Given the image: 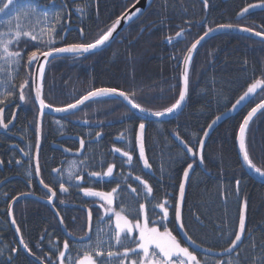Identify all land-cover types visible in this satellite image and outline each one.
I'll list each match as a JSON object with an SVG mask.
<instances>
[{"label": "trees", "instance_id": "obj_1", "mask_svg": "<svg viewBox=\"0 0 264 264\" xmlns=\"http://www.w3.org/2000/svg\"><path fill=\"white\" fill-rule=\"evenodd\" d=\"M135 2L137 0H37L39 8L53 10L59 14V27L54 33V43L51 45L54 47L93 42ZM259 2L260 0H208V6L205 8L201 0H155L141 19L126 28L124 33L103 51L89 56L74 55L54 59L44 74L43 98L53 108L63 107L73 103L88 91L97 88H116L119 91L135 93V101L149 110L159 111L170 107L179 98L184 56L191 44L209 27L215 29L220 24L264 31V12L253 13L243 20H237L241 9L248 4ZM66 10L70 18L67 17ZM68 20L83 29V34L73 30L65 37L63 34ZM188 28L192 31H188ZM181 29L185 30L184 40L182 37H175L176 32ZM169 37L173 38L171 43ZM43 39L47 40L48 37ZM37 45V41L22 38L19 48L31 52L37 50ZM38 46L40 51L48 50L45 44ZM26 61L27 55L24 56L23 63ZM22 66L20 68L22 72H17L13 76L14 80L9 85L12 86L9 88L10 91L18 88L24 80ZM257 79L264 80V43L244 36L220 34L211 37L194 55L189 68L188 103L171 118L151 122L142 120L120 100L113 98L88 103L79 111L76 118L87 121L89 126L100 123V126L106 129L99 141L90 142L85 154L76 159L79 169H83L85 176L81 185L98 191H110L116 186L115 181L104 183L89 180L87 173L102 172L109 163H115L117 167L114 175L117 180L129 172L132 173V177L140 175L153 186L155 197L153 204L165 198L170 204H174L178 198V185L183 178V171L187 164L194 163L195 169L188 185L183 211L190 235L203 247L221 251L222 247L227 245L218 239V229L223 228L225 232H234L237 229L238 213L246 199L247 232L240 251L243 253L242 264H253V257L262 254L259 245L264 244V182L257 181L244 169L238 152L237 137L244 117L252 107L264 99V92L256 95L241 112L214 129V133L205 142L202 164H199L197 157L195 162L191 160L185 150L178 145L175 137L178 134L180 140L198 152V141L203 138L208 125L217 116L230 110L247 87ZM0 98H3V95H0ZM50 118L53 121L47 122L44 127L45 135L54 132L56 138L62 134L86 138L84 130L87 128L62 123L57 129H51L50 126L54 127L56 120L64 119ZM121 118L123 122H119ZM109 122L112 124L107 126ZM141 122L146 125L144 145L146 156L152 165L150 171L143 170L136 144L138 125ZM94 131L97 133L101 129L96 128ZM247 131L246 145L250 158L257 167L264 169V115L259 113ZM13 143L6 139L1 141L2 147ZM63 144L73 148L75 143L70 141ZM114 148L131 152L133 156L131 168L123 164L120 155L112 151ZM34 151L35 143L31 150L25 151L29 153L28 159L24 160V165L21 166L16 160H22L24 157L16 150L9 151L14 156L12 159L14 165L9 171L13 175V180L0 190V239H2L0 252L3 253L0 255V264H5L9 255L15 256L12 264H34L18 246L17 237L6 214L7 205L11 200H6L5 196L7 194L8 198L18 197L21 193H27L28 184L38 191L34 179L30 180L31 183H25L28 171L35 175ZM1 153L2 148L0 158ZM85 160L88 164L86 168L81 164V161ZM47 176L43 177L44 181L58 191V183L54 184L53 180H50L51 177ZM132 177H129L127 183L139 189L138 182ZM5 179V173L0 172V182ZM237 180L240 181L238 192ZM66 186L73 187L71 183ZM121 186L126 187V184L122 183ZM76 188L72 189L71 193H76ZM69 199L87 207L90 203L75 194ZM122 200L133 208H138L139 203L145 202L143 199L132 200L127 195L123 196ZM57 210L62 215L69 233L75 237L84 235L87 223L83 212L59 206ZM13 212L23 238L34 252L43 256L49 253L53 246L62 249L63 241L67 238L47 205L34 199L22 200L16 204ZM100 213L102 215L101 211ZM196 216H199L202 224L196 221ZM169 220L174 221L171 209ZM95 222L97 226L100 224L98 220ZM168 227L180 239L176 224L170 222ZM180 240L186 246L182 239ZM253 241L257 245L254 251L251 248ZM37 243L41 244L40 249L36 247ZM69 244L73 247L66 255L75 258L78 245L71 242ZM12 247L20 249L18 255L10 252ZM197 255L202 260L206 259L207 264H214V260L219 259ZM244 256H247V259H244ZM55 259L53 255V260ZM220 259L226 260L228 257Z\"/></svg>", "mask_w": 264, "mask_h": 264}, {"label": "snow or ice", "instance_id": "obj_2", "mask_svg": "<svg viewBox=\"0 0 264 264\" xmlns=\"http://www.w3.org/2000/svg\"><path fill=\"white\" fill-rule=\"evenodd\" d=\"M2 6H0V14L9 17L8 20L0 19V85L5 87V92L0 94L3 98H0V128L7 130L9 124L12 123L11 120L5 122L4 111L7 104L13 103L12 97L14 92L8 90V85L13 79L11 75V67L15 66L18 71L22 66L24 61V56L27 55V61L23 66L27 67L29 70L34 65H39L37 68L38 78L40 84L34 88L35 100L39 104V116L42 118L44 115V110L51 109L57 113H70L74 114L81 105H84L90 100H102L104 98H110L114 96L122 97L124 101L130 106V110H136L142 114L140 119H145L149 116L155 117L158 120L169 115H174L178 110L182 108L183 102L185 101L186 94L189 85V73L188 69L192 60V55L197 49L198 45L205 40L211 33L218 30H237L241 32H247L254 34L257 37H261L264 41V31H254L250 27L234 26L232 24H220L213 29L209 27L207 31L200 35L198 39L187 49V55L184 56V71L182 73L183 88L179 92V98L176 99L170 107H166L163 110L152 111L143 107L140 103L135 101V93H127L124 91H118L116 88H97L88 91L85 95L80 96L75 99L73 103H68L63 107H55L51 104L45 102L42 96L43 87V76L45 70V63L48 62L50 57H54L56 54L61 53H87L92 50L98 49L105 45L106 42L110 40L113 32L116 30L117 26L121 23L120 19H117L107 31L102 32L98 37L90 43H79L70 44L65 47H54L51 46L54 43V33L56 31L54 25H48V39H43L44 30L42 29L40 34L36 33L35 25L32 23L33 20L36 22L46 21L48 18V10L41 9L38 7L37 0H0ZM139 2V0H137ZM204 7L207 8L208 0H203ZM264 8V0H260L258 4H248L246 7L241 9L238 13L239 16H244L248 14L251 9L254 8ZM141 9L136 8V11L131 14V16L126 17V19H131L132 16L139 13ZM13 13L15 16L13 17ZM54 19H59L55 17ZM15 20V23H13ZM81 34H83V29H81ZM185 34V30L181 29L176 32L175 37L181 38ZM22 38H30L32 41H37L38 45L45 44L48 46V50L40 51L37 45V50L26 52L25 49L19 48V44ZM169 42H172V37H169ZM43 57V62L41 61ZM5 74L7 76L5 77ZM32 84H35V79L32 80ZM14 87V85H13ZM31 84L29 80H25L19 85V100L21 102L25 101V89L30 88ZM257 89L264 92V80L257 79L251 83L247 90L236 100L232 105L231 111H235L238 107L246 102H250L255 94H257ZM260 111L264 115V99L260 103L252 107L251 110L244 117L243 122L239 126V150L242 153V158L246 166L253 171L255 174L264 177V169L257 167L250 158L249 152L246 145V129L255 116V114ZM225 116L227 113L224 114ZM15 114H13V119ZM221 116H217L211 124L208 125V129L212 127L221 120ZM87 123V121H85ZM42 124L38 119L36 124L37 132V143L36 149L37 153L39 150V136L41 132ZM145 123L141 122L138 125V132L136 134V144L138 146L139 160L142 162L143 170L150 171L152 168L149 162L144 145V130ZM209 132H204V137L208 136ZM96 137H101V133L97 132ZM122 138V137H121ZM177 139H180L177 134ZM181 143L184 145L188 154L191 155L193 161L199 155V162L202 164L203 148L205 144L204 139H200L199 151H194L192 147H189L185 141L181 139ZM80 151L82 153L85 147V140L80 138ZM23 152L24 150L21 149ZM117 153L122 158L123 164H127L130 168L132 167L133 156L130 151H122L121 148H114L112 150ZM29 155V153H24ZM3 162L0 161V164ZM17 164L20 163L19 160L16 161ZM81 164L86 168L88 166L87 160L81 161ZM73 170L67 173L66 181L65 176L61 169H53V183H58L60 193H67L68 187H66V182L75 181L72 184L73 187L79 188L80 192L83 193L84 197L95 198L99 201L98 211L102 212L100 216V223L104 224L106 222L107 227L96 228L95 238L93 239V224H92V211H88V223L87 231L85 234L79 238L75 237L72 233L66 232V235L73 240L76 248V257L72 258L69 254L72 250V245L69 244V240L65 239L63 241L62 249L58 246H53L49 253H45L43 256L38 255L37 252L32 250L29 243L25 241L23 235L21 234V228L17 224L16 219L13 216V204L16 203L20 197H7L6 200L10 199L11 202L7 205L6 214L11 217L10 224L14 226L15 233L20 235L19 245L22 246L24 252L32 256L34 259V264H207V260H202L198 257L197 252L199 251L204 257H228V259H215L214 264H242L241 256L243 253L240 251L241 244L243 242V237L246 231V210H247V200L245 199L240 207L238 213V227L234 232H225L223 228L218 229L219 236L218 239L223 241L227 246L222 247L219 252H214L211 247H203L199 244L196 239L190 235L189 230L186 227V222L182 215V207L185 199L186 183L189 181L190 172L194 168V163L187 164V167L183 171V178L178 185V198L175 200L174 204H170L168 199L165 198L163 201L152 203L155 200L153 186L149 183L147 179L142 178L140 175H135L132 177V173L129 172L128 175H121L119 180L114 175L117 165L115 163H109L104 171H90L87 173L89 180H95L97 182L112 183L116 182V186L112 187L110 191H98L92 187H83L81 182L84 181L85 176L83 174V169H78V166L73 163ZM41 173L38 154L37 162L35 165V174L39 176ZM30 177L31 172H27ZM129 177L135 182H138V187H134L131 183H127ZM40 184L44 189L47 190V203L55 207V200L57 197V192L48 183H45L41 179ZM30 183V181H29ZM122 183L126 184V187H122ZM240 181H236L237 192L239 191ZM31 193H21V196L30 195ZM127 195L132 200H141L138 204V208H133L126 205L122 197ZM119 202V203H118ZM61 205L64 201H59ZM170 209L174 216V221L169 220ZM55 215L58 218L59 223L63 226L64 220L57 211ZM132 217L131 219L129 217ZM196 221L200 224L203 222L200 220L199 216L195 217ZM174 222L178 228V234L182 235L184 241H186L188 246H184L181 240L177 238V235L173 234V230H170L168 224ZM163 228V230H161ZM234 236V238H231ZM36 247L41 248V244L37 243ZM257 245L253 241L251 248L254 251ZM262 250L260 256L253 257V264H264V244L259 245ZM190 248L192 250H190ZM20 249L18 247H12L10 252L12 254H19ZM3 253L0 252V255ZM53 255L56 259L53 260ZM14 255H9L5 261V264H12ZM247 259V256H244Z\"/></svg>", "mask_w": 264, "mask_h": 264}, {"label": "flooded vegetation", "instance_id": "obj_3", "mask_svg": "<svg viewBox=\"0 0 264 264\" xmlns=\"http://www.w3.org/2000/svg\"><path fill=\"white\" fill-rule=\"evenodd\" d=\"M33 72H34V70H33ZM33 72H29L28 69H26V72L24 74L25 76L23 77L24 80H29V83L31 84L30 88H26L24 90L25 96H26L25 101L21 102L19 100V87L14 88L13 89L14 96L12 97L13 103L7 104L5 106V111L3 114L5 122H8L9 120L12 121V123L9 124V128L7 130L0 128V148L3 149V153H1L2 158H0V161H2L3 163L0 164V172L5 173V176H6L5 180L11 178V180L8 181L7 183H10L13 180L12 179L13 175H11L9 171L14 165L13 160H12L13 154L11 155V153H9V151L16 150L20 156L24 157L22 160L17 159L20 161V163L18 164L19 166L24 165L23 164L24 160L27 161V159H28L27 155H25L24 153L26 150H31L34 143H35V151H36V143H37L36 124H37L38 117H39V107H38V104L34 98V89H33V84H32ZM13 114H15L14 119H13ZM76 116L77 115H71V116H68L66 118H62L64 120H56L55 126L54 127L50 126V128L51 129H54V128L57 129L58 127H60L62 125V123H69L70 125L72 124L73 126H76V127L79 126V127L87 128L86 130L83 129L84 134L86 135V138L84 139L85 140L84 149L86 152L87 146L89 145L90 142H97L100 139V137L97 138L95 136L96 132L94 131V129H96V128H97V130L101 129L100 133L103 135L104 129H106V127H101L100 123H98V124L93 123V125L89 126V123L86 124L83 120L76 118ZM50 117H53V116L45 115L44 119H43L44 120L43 128H42V130H43V133H42L43 143L41 145V149H40L41 152L39 154L38 161H39V165H40V169H41V173H40L41 179H43L44 176L48 175L47 177H49V178L51 177L50 180H53V175H54L52 172L53 169H61L63 174H64L63 169L66 167V165H68V163H70L71 161L77 162L76 159L83 156L85 154V152L80 154L78 157H76V156H70L69 154L67 155L61 148H58V147L55 148L54 144L60 143L59 147H62L66 150H70L72 152H78L79 148H80L79 141L69 140V139L66 141H59L56 139L59 137L62 138V137H67V136H72V137H76V138H78V137L82 138V137L79 135L75 136V135H70V134H62L56 138L54 136L53 132H52V134H50V132H49V133H46V135H45L44 127L46 126L47 122L51 123L53 121ZM111 124L112 123L109 122V124H107V126H109ZM25 133L27 135H25ZM2 139L3 140L6 139L7 141H11L14 143L8 144V145L5 144V146L2 147V144H1ZM70 141H73L75 143L73 148L68 147L69 146L68 144H67L68 146L63 144V143H68ZM46 148L50 149V153H48V152L46 153V151H45ZM21 149H23L24 151L22 152ZM7 154H9V158H8ZM35 154H36V152H35ZM35 154L33 156V162L35 160ZM28 172H31V171H28ZM34 172H35V164H34ZM33 175H34L33 173L30 177L27 175V178H25V180H26L25 183L28 184L29 183L28 181L34 179V181H35L34 183L37 184V187L39 189L37 191V189L34 188L31 184H28L27 191L29 193H32V194L37 192L39 195L38 194H35V195H37L38 197L40 196L41 198L47 200V190H45L41 186V184L39 183V181L37 179V175L35 174L34 177H33ZM2 182H0V184H2ZM44 182L47 183L46 181H44ZM73 182L75 183V181H73ZM73 182H70V183L73 184ZM7 183L4 184V186H2L0 188V190H2L5 186H7ZM70 183L66 182V184H68V185ZM66 187H68V186H66ZM72 189H75V187H72V188L68 187V192L63 193V194L60 193L59 190L56 191L57 197H56V200L54 202L55 207H56V209H57V206H59L60 208L62 207L64 209H69L65 205L77 204V203L70 201L69 197L72 194H75V195L79 196L80 198H84L87 202H90V203H88L89 204L88 207L87 206L86 207L88 209H91V211H92V222H93V233H92V235H93V239H94L95 230H96V228H98V226H100V224H98V226H97V222H95V221L99 220V217L101 215L100 211H98L99 201L96 200L95 198L84 197L83 193L80 192L79 188H76L77 189L75 191L76 193H71ZM61 200L64 201L63 205H61L59 203V201H61ZM44 205H47V204H44ZM78 205H83V204H78ZM82 212L85 215V219H86V223H87V213L84 211H82ZM86 231H87V225H86L85 232ZM14 234H15V232H14ZM1 240L2 239H0V245L2 244ZM17 243H18V240H17ZM18 246L20 247L19 243H18ZM20 249L23 251L22 247H20ZM29 259H31V258L29 257Z\"/></svg>", "mask_w": 264, "mask_h": 264}, {"label": "water", "instance_id": "obj_4", "mask_svg": "<svg viewBox=\"0 0 264 264\" xmlns=\"http://www.w3.org/2000/svg\"><path fill=\"white\" fill-rule=\"evenodd\" d=\"M202 2H203V0H201ZM2 2H0V4H1ZM155 3V0H139V2H136V3H134V5L131 7V8H129L128 10H127V12H125L124 13V15L122 16V17H119L118 19H120L121 20V23L117 26V28H116V30L113 32V35H112V37L110 38V40L108 41V42H106L105 43V45H103V46H101L100 48H98V49H95V50H92V51H90V52H87V53H79V52H77V53H61V54H56L54 57H50L49 58V60H48V62L47 63H45V70H46V68H47V65L50 63V62H52L53 61V59H57V58H63L64 56H70V55H74V54H79V55H95L96 53H99V52H101V51H103L104 49H105V47H107L109 44H111V42H113L117 37H119L122 33H124V31H125V29L127 28V27H129V26H131V24L132 23H134L135 22V20L136 19H138L140 16H142L146 11H148V9L153 5ZM255 4H258V3H255ZM136 8H139V9H141V11L139 12V13H137L136 15H134V16H132L131 17V19H126V17H128V16H131V14L132 13H134L135 11H136ZM260 12H264V8H259V7H257V8H254V9H251L250 11H249V13L248 14H245L244 16H239V15H237L238 17H237V20L238 21H240V20H242V19H245L246 17H249L251 14H253V13H260ZM67 25V30H66V32H65V37L67 36V34L68 33H70V32H72L73 30H76V31H80L81 32V29L79 28V27H77V26H72V27H70V20L66 23ZM216 29V28H215ZM255 31V30H254ZM220 34H234V35H237V36H244V37H247V38H249V39H254V40H256V41H258V42H263L264 43V41H262V38L261 37H257V36H255L254 34H250V33H247V32H241V31H237V30H235V29H233V30H227V29H225V30H218V31H214L213 33H211L208 37H206L205 38V40L204 41H202L201 42V44L200 45H198V47H197V49L194 51V53H193V55H192V58L194 57V55L199 51V48L204 44V43H206L207 41H209V39L211 38V37H213V36H216V35H220ZM82 37H84V35L82 36ZM181 39H183L184 40V37H182ZM41 61L43 62V57H41ZM191 62H192V60H191ZM191 64V63H190ZM38 64L37 65H35V71H34V74H33V78L35 79V84H33V89L36 87V86H38L39 84H40V80H39V78H38V73H37V68H38ZM190 67V66H189ZM184 68H185V65H184V62H183V66H182V73H183V71H184ZM45 70H44V72H45ZM189 70V69H188ZM188 73H189V71H188ZM181 81H182V86H181V89L183 88V79H182V75H181ZM188 87H189V85H188ZM261 91H260V89H257V94H255V96L256 95H258L259 93H260ZM42 96H43V88H42ZM188 96H189V92L187 91V94H186V98H185V101L183 102V105H182V108L180 109V110H178L174 115H176V114H178L186 105H187V101H188ZM254 96V97H255ZM34 98H35V91H34ZM113 98H116V99H119L124 105H126L128 108H130V106L127 104V102L126 101H124L123 100V98L122 97H118V96H114ZM254 100V98L250 101V102H252ZM91 101H94V100H90V101H88V102H86L84 105H81L77 110H75L74 111V114H70V113H57V112H55V111H53V110H51V109H45L44 110V115H43V117L41 118L40 116H39V120H40V122H41V124L43 125V122H44V116H45V114H49V115H52V116H57V117H65L66 118V116H71V115H75L79 110H81L85 105H87V103H89V102H91ZM37 102V101H36ZM250 102H246V103H244V104H242V105H240L239 107H238V109L237 110H235V111H231V109L230 110H228L227 112H225V113H227V115L225 116L224 114L223 115H221V117H222V119L221 120H219L213 127H212V129H207L206 131H208L209 132V134H208V136L205 138V137H203L202 139H204L205 140V142H206V140L214 133L213 131H214V129L218 126V125H220V124H222V123H224V121L225 120H227V119H229L230 117H233L234 115H236V114H238L239 112H241L244 108H245V106H247ZM37 104H38V102H37ZM38 107H39V104H38ZM135 115H137L139 118L142 116V114L140 113V112H138V111H136V110H131ZM258 113H260V111H258L256 114H255V116L258 114ZM174 115H169V116H165V117H163V118H161V119H157V118H155V117H151V116H149V117H147V118H145L144 120L145 121H149V122H151V121H161V120H165V119H168V118H171V116H174ZM255 116L251 119V121L249 122V124H248V126L250 125V123L253 121V119L255 118ZM248 126H247V129H248ZM247 129H246V133H247ZM145 131V130H144ZM239 135V134H238ZM41 139H42V130H41V132H40V136H39V150H38V153H37V149H36V156H35V165H36V162H37V154H38V158H39V154H40V149H41V145H42V141H41ZM75 140V141H79L80 140V138L78 137V138H76V137H72V136H67V137H62V138H60V140L61 141H66V140ZM175 140H176V142L178 143V145H180L181 147H182V149H184L185 150V152L187 153V151H186V149H185V147H184V145L181 143V140L180 139H177V137H175ZM237 142H238V138H237ZM205 145V144H204ZM238 152H239V155H240V159H241V162L243 163V167H244V169L246 170V172L248 173L249 172V174L250 175H252L257 181L258 180H260V181H262V182H264V177H261V176H259V175H257V174H255L253 171H251L247 166H246V164L244 163V161H243V158H242V153L240 152V150H239V142H238ZM58 148H61L67 155L69 154L70 156H76V157H78L80 154H82L83 152H84V150L85 149H83V151H82V153H81V151H80V148H79V151L78 152H72V151H70V150H66V149H64V148H62V147H59V146H57ZM138 147V146H137ZM188 154V153H187ZM189 156L191 157V155L189 154ZM197 158H198V162H199V155L197 156ZM191 159H193L192 157H191ZM199 164H200V162H199ZM194 169H195V166H194V168H193V170L190 172V178H189V181L186 183V191H185V199H184V202H183V207H182V215H183V211H184V204H185V201H186V194H187V191H188V188H189V182L191 181V179H192V177H193V172H194ZM37 179H38V181H40L41 180V176L39 175V176H37ZM8 181H10V180H7V181H5V182H3L2 184H0V188L2 187V186H4V184H6ZM40 183V182H39ZM42 186V185H41ZM46 190V189H45ZM18 197H20V199L18 200V201H21V200H25V199H34V200H36V201H38V202H41V203H43V204H47L48 206H49V208L52 210V212H53V214H55L56 212H57V210H56V208L55 207H53V206H51V205H49L48 203H47V200H45V199H42V198H40V197H37L36 195H34V194H30V195H25V196H21V195H19ZM178 197V196H177ZM18 201L16 202V203H18ZM16 203H14L13 204V208H14V206H15V204ZM55 204V203H54ZM67 208H71V207H73V208H75V209H80V210H84L85 212H87V223H88V211H89V209H87L86 207H84L83 205H76V204H71V205H65ZM56 216V215H55ZM56 218H57V216H56ZM10 220H11V217H10ZM57 220H58V218H57ZM58 223H59V221H58ZM60 224V223H59ZM92 224H93V222H92ZM60 226H61V229H62V231H63V233L66 235V232H69L68 230H67V228H66V226H65V224H63V226L60 224ZM13 228H14V226H13ZM176 229L178 230V228H177V225H176ZM15 231V230H14ZM246 232H247V225H246V231H245V234H244V237L242 238L243 239V241L245 240V238H246ZM179 236H180V239H182V241L184 242V244L186 245V246H188L187 245V243H186V241H184L183 240V238H182V235L181 234H179ZM16 237L18 238V242H19V239H20V235H18V234H16ZM66 237L68 238V240L70 241V242H72L73 243V240L72 239H70L67 235H66ZM243 243V242H242ZM20 247H22V246H20ZM191 249V248H190ZM214 251V250H213ZM214 252H219V251H214ZM26 254V253H25ZM197 254H201L199 251L197 252ZM27 255V254H26ZM202 255V254H201ZM28 257H30L31 258V260H33L34 261V259H33V257L32 256H29V255H27ZM208 258H210V257H208ZM213 258H220V257H213Z\"/></svg>", "mask_w": 264, "mask_h": 264}, {"label": "rangeland", "instance_id": "obj_5", "mask_svg": "<svg viewBox=\"0 0 264 264\" xmlns=\"http://www.w3.org/2000/svg\"><path fill=\"white\" fill-rule=\"evenodd\" d=\"M42 9V8H41ZM48 13H49V15H48V18H47V20L46 21H41V22H36L35 20H33V24L35 25V28H36V33L37 34H40V32H41V30L43 29L44 30V34H43V38H46V37H48V25H54L55 26V29H57V27H59V25H58V19H54L55 17H58L59 16V14H57V12H55V11H53V10H51V11H48ZM15 16V13H13V17ZM119 18V17H118ZM0 19H3V20H8L9 19V17H6V16H4L3 14H0ZM69 21V20H68ZM67 21V22H68ZM66 22V23H67ZM13 23H15V20H13ZM4 29L3 28H0V31H3ZM64 35V34H63ZM22 64H24L23 62H22ZM13 67V68H12ZM11 67V69H10V71H11V75H12V77L18 72V73H21L22 72V69H20L19 68V70L17 71V70H15L16 68H15V66H12ZM22 68L24 69V74H25V72H26V69H28L27 67H25V66H22ZM28 71L29 72H33V67L29 70L28 69ZM24 74H23V77H24ZM7 76V74H5V77ZM23 77H22V79H23ZM14 79H12L11 80V83H12V81H13ZM25 80H23V82H24ZM11 83L9 84V85H11ZM9 85H8V89H9ZM181 85H182V82H181ZM12 87V86H11ZM10 87V88H11ZM3 88H5L3 85H0V91H2V89ZM33 96V95H32ZM250 104V103H249ZM248 104V105H249ZM246 107V106H245ZM261 113V112H260ZM259 114V113H258ZM257 114V115H258ZM256 115V116H257ZM255 116V117H256ZM85 119H87L86 117H84ZM253 122V121H252ZM251 122V123H252ZM250 123V124H251ZM42 128H43V125H42V127H41V130H42ZM248 130V129H247ZM43 131V130H42ZM246 135H247V133H246ZM238 138V137H237ZM73 163H75L77 166H78V169H77V171L79 170V163L78 162H76V161H71L70 163H68V165H66V167L63 169V171H64V176H65V181H66V177H67V173L69 172V171H72L73 170ZM73 182V181H72ZM98 222H100V217H99V220H98ZM98 227H100V228H105V227H107V224H106V222L104 223V224H101L100 223V226H98ZM94 238H95V236H94Z\"/></svg>", "mask_w": 264, "mask_h": 264}, {"label": "bare ground", "instance_id": "obj_6", "mask_svg": "<svg viewBox=\"0 0 264 264\" xmlns=\"http://www.w3.org/2000/svg\"><path fill=\"white\" fill-rule=\"evenodd\" d=\"M127 10H128V9H127ZM127 10H126L125 12H127ZM125 12H124V13H125ZM146 12H147V11H146ZM146 12H145V13H146ZM66 13H67V17L70 18V14H69V12H68L67 10H66ZM145 13H144L142 16H140L138 19H136L135 22H137V20L141 19V18L145 15ZM123 15H124V14H123ZM123 15H120V17H122ZM135 22L132 23L131 26L134 25ZM148 25H150V24H148ZM129 27H130V26H129ZM127 28H128V27H127ZM188 31H192V29L188 28ZM188 31H187V32H188ZM186 55H187V54H186ZM106 99H107V98H106ZM126 107H127V106H126ZM127 108H128V107H127ZM119 122H123V118L119 119ZM207 129H208V128H207ZM207 129H206V130H207ZM53 134H54V132H53ZM57 137H58V136H57ZM203 137H204V136H203ZM55 139H56V138H55ZM56 140L61 141V140H60V137L57 138ZM59 145H60V143L54 144V147L57 148V146H59ZM48 150H49V151H48ZM45 151H46V153H47V152L50 153V149H49V148H46ZM186 154H187V153H186ZM7 155H8V158H9V154H7ZM11 155H12V154H11ZM187 155H189V154H187ZM12 156H13V155H12ZM189 157H190V156H189ZM13 158H14V156L12 157V159H13ZM190 158H191V157H190ZM191 160H193V159H191ZM182 176H183V175H182ZM15 206H16V204H15ZM15 206H14V207H15ZM13 210H14V208H13ZM76 210H78V211H80V212L84 211V210H80V209H76ZM84 212H85V211H84ZM86 213H87V212H86ZM254 221H255V220H254Z\"/></svg>", "mask_w": 264, "mask_h": 264}]
</instances>
